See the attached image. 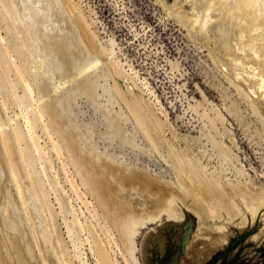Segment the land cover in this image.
I'll return each mask as SVG.
<instances>
[{
  "label": "bare ground",
  "instance_id": "6f19581e",
  "mask_svg": "<svg viewBox=\"0 0 264 264\" xmlns=\"http://www.w3.org/2000/svg\"><path fill=\"white\" fill-rule=\"evenodd\" d=\"M190 1L195 16L179 9L172 13L189 33L203 35L214 44L210 56L229 84L220 82L222 97L226 96L222 101L230 98V89L234 88L264 122V0ZM83 15L74 0H0V264H75L76 260L89 264L84 248L87 245L96 264H121L117 250L124 263L139 264L134 241L139 227L162 214L177 220L181 216L179 200H198L206 213L220 217L226 211L233 218L242 212L231 200H235L234 193L252 195V181L243 167L238 168L242 178L237 182L232 178L224 181L223 170L200 164L187 147H180L179 142L187 146L183 137L174 135L177 143L164 140L168 125L152 110L151 102L128 100L114 77L113 85L103 84L108 79V73L100 67L103 52L92 32L86 30L88 26L83 25L87 22L82 23ZM215 25L217 28H213ZM76 27L80 28L79 36ZM107 52L110 58L106 59V69L121 76L120 62L114 59L113 50ZM81 96L103 117L108 141L118 139L141 153L165 158L174 179L161 180L148 168L101 150L91 128L82 131L71 113L72 103ZM121 102L126 104L128 114L114 109ZM200 107H204L200 116L208 125L204 136L216 143L217 135L223 134L218 127L223 115L212 116L214 108L209 110L202 102L192 106L198 112ZM227 108L237 112L239 104L232 102ZM129 120L134 123L132 130L126 127ZM40 133L51 143L48 150L41 143ZM50 151L60 163L75 199L83 204V223L75 213L73 219L67 218L72 206L67 208L70 202L60 196L64 188ZM228 157L223 147L221 158L226 161ZM67 166L75 169L73 176ZM136 188L148 198L146 206L139 209L130 200ZM262 193L248 196L249 207L264 203V189ZM52 194L56 195L59 212L52 206ZM202 209L195 218L159 226L150 233L147 256L151 264H178L180 252L192 256L201 252L187 239ZM58 216L73 250L63 243ZM182 229L190 234L182 237ZM197 263L203 261L197 259Z\"/></svg>",
  "mask_w": 264,
  "mask_h": 264
},
{
  "label": "rangeland",
  "instance_id": "374dc122",
  "mask_svg": "<svg viewBox=\"0 0 264 264\" xmlns=\"http://www.w3.org/2000/svg\"><path fill=\"white\" fill-rule=\"evenodd\" d=\"M74 1L80 4L81 13L84 14L82 23L87 20L83 25H86L85 28L88 26L86 30L92 32L96 46L103 52L100 67L108 73L106 74L108 79L104 80L103 84L113 85L114 77L128 100L138 98L147 103L151 102L152 110L165 122V126L168 125L163 134L164 140L169 141L170 139L177 143L173 136L183 137L187 146L184 142H179L180 147L183 149L187 147L189 152L197 157L200 164L209 165L211 169L223 170L224 181L232 178L237 182L240 177L238 174L240 167H243L251 177L253 176L252 178L247 176L252 181L249 183L252 195L244 197L234 193L235 200L231 199L242 211L241 214L238 211L239 215L236 217L231 218L226 211H223L222 216L214 217L208 212L206 213V210L203 211V202L200 203L198 200L192 199L194 201L188 200L185 204L179 200L181 216L177 220L174 221L173 218L162 214L156 221L146 222L139 227L134 240L135 256L138 263L151 264L147 256V248L150 243L149 235L154 229L159 226H173L177 221L184 223L190 218L197 217L198 212L202 209V216L196 220V227L191 235L185 229L180 230L182 237L189 235L190 238L187 241L198 245L201 252L195 256L187 255L189 253L184 251L180 252L178 264H198L197 259H201L203 264H264V203L249 207L248 197H258L263 194L264 122L260 116L256 117L257 115L251 111L246 101L238 96L234 88L230 89L232 91L230 98L222 101L226 96L222 97L220 82H224L227 86L229 84L210 56V47L214 44L205 39L203 35L189 33L172 13L179 9L185 15L195 16L192 11L193 6L190 5L191 1L164 0V4L160 0ZM170 14H173L174 17ZM77 16L80 15L77 14ZM79 18L82 20V17ZM60 28L62 29L63 26L61 25ZM213 28H217V26L215 25ZM79 29L74 28L77 36L81 32ZM212 34L213 30H211ZM111 50H113V56L115 55L114 59L120 62L121 76L114 74L113 70H107L106 59L110 58L107 51ZM211 90L213 93L210 94ZM19 94H21L20 91ZM85 100L83 96L77 98L76 102H73L75 105L72 103L70 110L82 131L84 128L86 131L91 128L94 141L101 150H107L117 159L131 162L139 167H146L150 174L156 175L161 180L171 181L174 179V172L165 158L158 155H151V157L141 153L138 148H130L127 144H121L118 139L108 141L104 136L107 129L102 121L103 117L95 110L94 106ZM198 102H202L209 110L214 108L210 111L212 116L223 115L224 121L218 125L223 134L217 135L216 143L204 136L205 130L208 129V125L205 124L207 119L204 120L200 116L204 107H200L199 112L192 108ZM232 102H238L237 112L227 108ZM114 107L116 111L128 114L126 104L121 102L119 105L115 104ZM9 114H12L11 111ZM133 124V121L129 120L126 126L128 130H132ZM40 135H42V145L48 147L46 149L48 150L51 145L49 139L41 133ZM140 146L143 144L141 143ZM223 147L228 150L230 155L226 161L221 158ZM51 155H53L51 158L54 160L59 182L65 192L61 191L60 196L64 198H62L64 201L70 202H65L66 205L68 204L67 208L72 206L70 210L68 209L67 218L73 219L75 213L83 223V204L75 199L76 196L66 181L60 163L50 151ZM221 162L225 164L223 165ZM67 167L70 176H73L75 169L72 166ZM74 179L83 194L84 190L79 185L78 178ZM228 187L232 189V186ZM137 189L131 191L130 200L139 209L146 206L148 198ZM86 197L94 204L90 196ZM51 202L56 212H59L55 194L51 195ZM98 213L103 218L99 210ZM85 215L88 213L85 212ZM245 220L247 223H244ZM57 221L59 226L57 227L63 235V243L73 250L62 217L58 216ZM81 236L83 240V233ZM84 248L87 252V263L96 264V257L89 250V245ZM81 249L83 253V247ZM119 253L120 251L117 250L120 263L126 264L123 256L120 254V257ZM194 259H196L195 262ZM79 261L76 260L75 264H81Z\"/></svg>",
  "mask_w": 264,
  "mask_h": 264
}]
</instances>
